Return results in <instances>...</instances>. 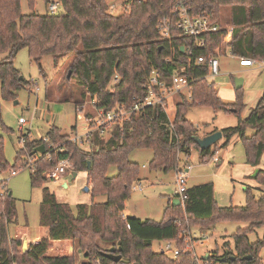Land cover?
Instances as JSON below:
<instances>
[{"label":"trees","instance_id":"16d2710c","mask_svg":"<svg viewBox=\"0 0 264 264\" xmlns=\"http://www.w3.org/2000/svg\"><path fill=\"white\" fill-rule=\"evenodd\" d=\"M22 0H0V60L1 94L3 99H14L17 92L29 86L31 81L21 78L15 65L20 50L27 48L31 59L40 62L52 55L55 63L70 54L68 67L71 76L83 88L82 104L86 95L98 100V106L107 110L117 104L131 105L134 97H144L148 91L153 70L169 77L174 72L193 75L191 98L176 103L173 122L162 105L148 106L129 121L116 123L109 139L98 132L92 133L93 146L87 150L70 140L59 126H51L46 133L50 142L58 145L52 158L38 148L47 142L26 137L17 150L12 169L19 170L28 164V156L34 158L31 183L41 186L47 181L44 170L59 159L71 157L75 171H87L92 194L106 195L105 202L79 203L74 210L68 203H60L55 193L44 188L41 203V224L49 227V236L31 243L20 250V238L11 237L10 225L17 223V198L6 183L0 181V264H77L76 255L81 249L83 264H199L195 250H187L188 232L198 226L206 232L219 220L247 221L249 225L234 234L235 250L213 252L208 258H199L209 264H264L260 255L264 247V234L251 241L249 233L264 225V192L255 195L247 188L244 205L220 206L215 198L213 182L192 185L185 191L184 205L171 202L164 209L161 221L124 214L133 184L139 179V164L130 159L134 149L150 148L154 156L152 169L171 170L179 163V154L190 155L192 148L205 161L214 155L211 148L201 149L195 140L199 127L187 117L193 105L211 106L238 113L242 103L241 89H236L237 101L226 103L220 97L214 83L209 82L208 58L220 56L221 44L227 26L221 21V9L231 8L229 25L233 27L230 50L235 56L264 58V0H190L196 12H205L214 22L222 25L218 31L209 32L204 45L181 34L175 27L171 40L161 39L157 29L159 20L172 15L174 0H146L132 3L128 12L114 15L109 12L105 0H61L58 13L40 14L34 10L35 0H28L31 12L22 11ZM185 46V48H183ZM225 52V51H224ZM205 57L203 64L198 59ZM118 81H114V76ZM68 101V99L66 100ZM1 109V101H0ZM0 124L2 117L0 111ZM253 130L248 135V130ZM227 146L238 135L245 143L246 161L258 167L264 156V93L258 104L236 126L222 129ZM61 149V150H60ZM28 155V156H27ZM90 163V164H89ZM118 172L108 175L110 166ZM9 163L4 155V138L0 136V170ZM264 184V168L257 174ZM179 220V223L176 222ZM129 224V227H128ZM72 239L76 251L70 256H49L52 240ZM154 241H173L180 249L172 256L165 249L156 251ZM121 259L105 256L112 246H118ZM235 256V258H233Z\"/></svg>","mask_w":264,"mask_h":264},{"label":"rangeland","instance_id":"374dc122","mask_svg":"<svg viewBox=\"0 0 264 264\" xmlns=\"http://www.w3.org/2000/svg\"><path fill=\"white\" fill-rule=\"evenodd\" d=\"M21 5L24 13L31 12L28 0H22ZM34 10L40 14H46V0H35ZM230 10L229 6H224L221 9V21L225 25L230 23L228 20ZM226 50L225 44L222 43V55L219 56L220 74L215 78L209 77L208 81L214 83L224 102L234 104L237 101L234 77H243L245 82L241 89V96L244 106L238 113L214 109L211 106H191L186 117L193 124L199 126V135L204 136L221 128L236 126L240 118H245L250 114L264 93V68L245 65L239 56L232 55ZM3 57L4 54H0V60ZM72 58L73 55L70 54L60 58L56 64L52 55H46L40 62H37L31 59L28 49L24 48L18 53L15 65L26 80L31 81V83L36 82V84L33 83L30 84L31 87L26 86L20 89L14 99H3L0 81L2 117L0 136L4 138V155L9 163L6 170H0V181H4L6 189L11 190L13 196L17 198V223L9 227L11 237L24 234L31 240L44 232V227L40 224V217L45 187L56 193L60 203H68L74 210L78 203L105 202L107 200L106 195L94 196L85 190L88 187L87 174H85L87 171H79L77 176L67 172L61 179H47L41 186L32 185L31 170L27 166L17 170L15 174L11 172L17 150L23 146L20 140L19 119L29 120L27 129H30L29 136L31 139H40L41 135L46 134L51 126L63 128L62 133L64 134H68L64 131H70L74 125L76 126L75 134L82 135L87 132L88 122L85 118V112L75 110V103L83 97V88L75 80H66L67 75L71 73L68 67ZM46 93H49L50 99H58L59 97L62 100L68 99V101H47ZM85 99L89 100L90 96L86 95ZM176 102L177 97L171 99L169 110L172 114L175 112ZM77 114H81L82 118H78ZM91 115L93 116L94 112ZM252 132L253 130L249 129L247 134L251 135ZM74 133L70 137L75 135ZM225 140V137H222L217 144L211 147V151H215L214 154L218 158L220 157L219 162L213 161L212 157L201 161L198 150L192 148L187 157L183 153L179 154L178 166L171 170L152 169L150 167L154 156L153 150L150 148H138L131 151L129 157L139 164V178L141 177L142 180L141 188L137 185L139 181L133 184L125 212L132 214L131 216L161 221L167 200L174 195L178 188L176 170L178 167L181 168L186 161H189L192 166L187 186L213 182L215 198L218 205L222 207L244 205L247 202V188L257 196L262 194L264 184L260 183L256 171L264 168V158L258 168H253L246 161L245 143L239 136H233L230 143L223 146ZM144 164L146 167H143ZM117 172V166L113 165L109 167L108 175L114 176ZM63 181H66L68 186H64ZM248 225L247 221L219 220L213 228L206 230L204 234L200 232L198 226H192V232L197 233L199 237L209 236L203 242L194 241L196 254L202 257L209 251L224 253V250H235L234 234L239 228H245ZM263 234L264 225L251 231L249 238L251 241H256ZM21 241L20 250L25 251L29 248L30 242L25 238L27 244L24 247V239ZM166 243L167 241H154L153 248L159 251L161 248L164 249ZM168 253L172 254L169 251ZM260 255L264 262V247L261 249ZM76 262H82L80 254L76 255ZM200 264L203 263L200 262ZM220 264L229 263L221 261Z\"/></svg>","mask_w":264,"mask_h":264},{"label":"built area","instance_id":"2783aa9c","mask_svg":"<svg viewBox=\"0 0 264 264\" xmlns=\"http://www.w3.org/2000/svg\"><path fill=\"white\" fill-rule=\"evenodd\" d=\"M135 1L146 0H105L108 5L109 12L114 15H120L128 12L131 8L132 3ZM61 5V0H46L47 12L49 13H58L61 9ZM171 12V16L162 17L157 24V29L161 34V39L163 40L173 39L175 37L173 31L175 27H177L181 34L193 38L200 45H204V36L207 33L218 31L222 28V25L218 22L212 21L210 15H208L207 13L196 12L193 9V6L190 4V0H174V5ZM225 26H227V33L224 35L222 43H224L227 48L226 52L228 51L232 54L230 50V41L233 35V27L231 25ZM183 48H185V46ZM239 57L241 62L245 65L257 67L260 69L264 68V58L259 59L246 55ZM205 61V57H200L197 62L198 64H203L205 63ZM208 66L210 70L207 74V78H215L216 76H218L220 74L221 68L219 56H210L208 58ZM194 80L195 77L193 75H182L178 72H174L167 78H162L157 70H153L149 80L148 91L144 97H134L133 103L131 105L128 106L117 104L113 109L107 111L98 106V100L96 98L90 97L89 100L86 99L82 104L77 106V110L85 112V118L88 122V130L82 135L74 133L75 135L71 136L70 140L84 147L86 141H88L92 137L93 132H98L102 137L109 136L111 135V131L116 123L123 124L124 122L131 120L135 114L139 113L142 109L148 106L162 105V107L167 112L170 121L173 122V119L169 113L171 99L177 97L178 102L181 101L184 96L187 98H191L190 85ZM114 81H118L117 75L114 76ZM33 83L34 82H32V84ZM34 84H36V82ZM88 105L95 109V113L93 116L87 112ZM77 116L78 118H82L81 114H77ZM28 123L29 120L25 118H21L19 120L21 143H24L26 137H29L30 129H27ZM40 139H42L44 142H47V145L44 144L45 150L47 148L50 149V152L47 153V156L49 159H51L52 151H57L59 149L58 145L55 146L52 142H50L49 137L46 134H42ZM212 159L216 161L218 160V157L214 155ZM27 167H29L30 169H34V158H32L31 156H29ZM74 169L75 162L73 161V159L71 157H65L59 159L57 163L48 166L44 170L43 175L48 180H58L61 179L68 171H73ZM191 169L192 166L188 164L181 168L178 167V169L176 170V183L178 186V188L176 189V194L178 196L177 198L180 199L182 205H184L186 199L185 191L188 188L187 181L190 177ZM11 172L15 174L17 170L12 169ZM139 187L141 188V185H139ZM176 222L179 223V220L176 219ZM188 234L189 236L186 243L187 250H195V240L203 242V240H206L209 237L205 235H203V238L199 237L198 234L193 233L192 230H189ZM164 249L167 252L169 251L170 253H172L170 254L172 256L178 255L180 253V249L173 241H168ZM196 256L197 260H200L199 262L203 264H209L207 261L199 259L203 258V256L199 257L197 254Z\"/></svg>","mask_w":264,"mask_h":264},{"label":"crops","instance_id":"0c3cea01","mask_svg":"<svg viewBox=\"0 0 264 264\" xmlns=\"http://www.w3.org/2000/svg\"><path fill=\"white\" fill-rule=\"evenodd\" d=\"M245 82V81H244ZM244 87V86H243ZM46 99H47V101H58V102H65L66 100H62L61 98H59L58 97V99H50L49 98V93H46ZM91 109V110H90ZM175 109V108H174ZM75 110L77 111V104L75 103ZM87 112L89 113V114H91L92 112H94L95 113V109L93 108V107H91V106H87ZM169 113H170V116L172 117V119H174V116H175V112L172 114L171 112H170V110H169ZM20 120V119H19ZM72 126V125H71ZM197 127H199V126H197ZM62 129V131H63V128H61ZM76 126L74 125V127L70 130V131H68V132H66V131H64L65 133H68L69 135H71V134H73L76 130ZM220 129V128H219ZM222 129H224V128H221L220 130H222ZM49 130V129H48ZM48 130L46 131V133L48 132ZM199 135V134H198ZM200 136H203V135H200ZM109 137H110V135L109 136H106V137H103L104 139H109ZM93 138L91 137L88 141H86V143H85V146L83 147L84 149H87V150H89V149H91L92 148V146L94 145L93 144V140H92ZM211 148V147H210ZM199 152V151H198ZM183 155H185L184 153H183ZM199 155H200V153H199ZM215 155V154H214ZM186 156V155H185ZM187 157V156H186ZM213 157V156H212ZM218 157V156H217ZM263 158H264V156H263ZM212 159V158H211ZM200 160H201V158H200ZM213 160V159H212ZM202 161V160H201ZM213 161H215V160H213ZM219 162L220 161V157L218 158V160H216V162ZM188 164H190L189 163V161H186V163L183 165V166H186V165H188ZM182 166V167H183ZM143 167H146V165L144 164L143 165ZM259 167V166H258ZM258 167H254L253 166V168H258ZM259 171V170H258ZM68 172H71V173H74V176H77L78 175V171H75V170H73V171H68ZM191 173V172H190ZM85 174H87V185H88V187H86L85 188V190L86 191H89V192H91V194H92V188H91V183L89 182V179H88V172H85ZM65 176V175H64ZM141 177L137 180V182L139 181V183H137V185L139 186V185H141ZM153 183H157V182H153ZM63 184H64V186H68V184H67V182L66 181H63ZM192 185H194V184H192ZM195 185H198V184H195ZM50 190V189H49ZM51 191V190H50ZM55 193V192H54ZM55 195H56V193H55ZM93 195V194H92ZM178 196H177V194H176V191H175V193H174V195L172 196V197H170L168 200H167V202H166V206L171 202L172 204H174V199L175 198H177ZM56 199H57V197H56ZM57 201H58V199H57ZM59 202V201H58ZM85 204H90V203H92V202H84ZM79 204V203H78ZM165 206V207H166ZM126 207H127V203H126ZM126 207H125V209H126ZM73 208V207H72ZM124 214L125 215H127V216H131L132 214H127L126 212H124ZM139 218H142V219H146V218H143V217H139ZM151 219V218H150ZM40 224H41V217H40ZM41 226H43L44 227V232L42 233V234H40V235H38V236H36V237H34V238H32L31 240H29L28 239V237L26 236V235H24V234H19L18 236H16V238H20V239H24V242H25V238H26V240H28L29 242H30V244L31 243H37V242H39L41 239H43V238H45V237H48L49 236V227H47V226H44V225H42L41 224ZM201 232V231H200ZM202 233V232H201ZM203 233H205V232H203ZM24 235V236H23ZM30 246V245H29ZM75 251H76V243H75V241L74 240H72V239H61V240H52V245H51V247L49 248V250H48V255L49 256H70V255H73L74 253H75ZM225 251V250H224ZM78 252H79V250H78ZM79 254H80V256H81V258H82V262H80V263H77V264H83V258H84V255H83V253L82 252H79ZM208 255H212L213 254V251H209L208 253H207ZM204 257V256H203Z\"/></svg>","mask_w":264,"mask_h":264},{"label":"water","instance_id":"95a60500","mask_svg":"<svg viewBox=\"0 0 264 264\" xmlns=\"http://www.w3.org/2000/svg\"><path fill=\"white\" fill-rule=\"evenodd\" d=\"M71 74V73H70ZM70 74L68 75L70 77ZM21 78H24L23 76H21ZM244 78L243 77H239V76H235L234 77V82H235V88L236 89H240L244 86ZM17 102V101H16ZM223 137V131L222 130H218L212 133H209L207 135L204 136H200L197 135L195 136V140L198 143L199 147L201 149H208L210 147H212L214 144H217L218 141ZM38 150L40 152H44L45 151V145L42 144ZM90 164V163H89ZM256 173H258V170L256 171ZM174 204L175 205H180V199L179 198H175L174 199ZM27 242H24V247L26 246ZM120 243L118 244V246H112L110 247L107 251H104L103 254L105 256L111 257L112 259L118 261L121 259V254L117 253V250H120L121 247L119 246ZM79 252H82L81 249H79ZM87 253H85L84 255H86ZM208 254L204 255L203 258H208ZM233 258H235V256H233ZM134 264H138V263H134Z\"/></svg>","mask_w":264,"mask_h":264}]
</instances>
